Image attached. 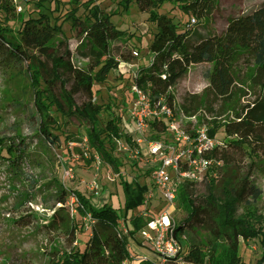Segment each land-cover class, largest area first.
<instances>
[{"label":"trees","instance_id":"16d2710c","mask_svg":"<svg viewBox=\"0 0 264 264\" xmlns=\"http://www.w3.org/2000/svg\"><path fill=\"white\" fill-rule=\"evenodd\" d=\"M218 0H121L123 10L135 4L139 11L148 15V22L156 31L149 45L153 56L147 66H141L134 82L151 92L154 101L165 100L172 105L175 101L173 90L184 80L191 67L208 64L212 67L209 83L201 96L188 94L182 110L186 117H196L202 122L200 111L204 108L213 113L212 106L220 104L223 114L231 108L232 116L224 122L217 118L208 122V132L215 137L223 130L224 146L215 149L207 158L217 163H230L234 158H250L254 166L264 163V6L251 14L232 19L222 35H212L195 40L190 33L200 21L210 17ZM165 3L177 4L182 12L197 19L198 24L189 22L182 30L173 18L160 14ZM22 10L17 13L14 0H0V12L6 15L0 23V67L9 73L29 77L33 90L36 132L50 149L59 146V138L53 133L58 130L56 114L64 120L74 118L90 126L86 135L90 150L100 157L115 174H121L122 163L117 157V142L126 141L133 145L131 138L123 134L122 116L116 115L112 107L96 105L94 87L105 84L122 64L132 63L137 52L115 48V43L126 38L116 28L113 15L103 11L98 0H70L72 10L66 15L72 28L80 35L77 49L78 61L74 60L62 27L57 25L62 11L60 0H19ZM33 4L36 8L30 11ZM84 11V16L79 15ZM16 23L13 36L8 23ZM61 37V39H58ZM137 53V56H134ZM241 60L254 66L251 82L259 90L252 102L238 108L239 101L235 66ZM84 102L78 105L76 98ZM207 98L208 100H203ZM107 112L109 119L104 130L96 125L95 118ZM153 131L161 132L163 125L153 124ZM0 146L7 155L11 169L17 171L28 157L24 141L20 145L7 146L4 140ZM146 175H149L147 172ZM52 193L44 201L53 204V214L46 226L50 234L63 233L66 250L56 258H49L48 264H128L131 261V245H142L139 233L145 223L133 217L143 206L149 192L147 186L137 180L121 182L124 204L121 209L105 205L96 209L88 198L73 192L78 204L75 212L81 218L90 215L95 222L89 240L83 248L78 243L80 228L71 220L70 194L61 182L49 184ZM196 185L184 184L179 192L178 204L186 212V218L177 224L175 237H188V249L183 257L187 264H244L241 256L242 245L262 236L264 232L254 212L239 215L242 196L235 191L221 200L210 194L204 201L195 198ZM32 196L25 195L18 204V210L30 202ZM28 217L36 219V212ZM26 221L21 217L17 223ZM124 221L125 231L120 229ZM30 223V222H29ZM28 225V224H27ZM203 232L207 238L201 239ZM264 247V246H263ZM258 264H264L263 257Z\"/></svg>","mask_w":264,"mask_h":264},{"label":"rangeland","instance_id":"374dc122","mask_svg":"<svg viewBox=\"0 0 264 264\" xmlns=\"http://www.w3.org/2000/svg\"><path fill=\"white\" fill-rule=\"evenodd\" d=\"M60 1L62 11L60 14H55L59 16L57 25L62 27L64 38L74 55V60L78 61L77 49L80 45V35L72 28L71 22L66 20V15L73 6L68 4L70 0ZM120 2L121 0H98L100 8L113 15L112 21L116 28L126 34L123 44L117 42L114 45L115 48L137 52L139 57L130 64H122L119 70L110 75L105 84H96L94 101L98 106L112 107L116 115L124 118L133 99L131 88L134 86V74L141 66L149 65L153 57L149 52V45L156 27L148 22V15L141 13L135 4L126 11L120 6ZM262 6H264V0H218L213 14L200 21L199 26L190 33V36L196 42L204 37L222 35L230 20L251 14ZM29 9L36 10L33 4ZM159 13L173 18L182 30L188 22L191 23L192 19L174 3H165ZM79 15L84 16V11L81 10ZM5 18L6 15L0 12V23L3 26L6 25ZM7 27L15 36L16 23L11 21ZM26 69L27 67L22 69V74H15L5 72L0 67V141L4 140L7 146L20 145L24 141L28 153L21 168L14 171L8 164L6 152L0 146V264H48L49 258H56L66 250L63 233L50 234L47 229L40 227L48 225L53 214L52 202L49 200L45 202L44 199L53 192L49 184L54 180L61 182L70 196L73 192H78L88 198L96 209L105 205L121 209L124 204L121 182L137 180L153 191L154 198L150 200V203L154 208L153 214L158 215L165 204L159 192L153 188L149 175L145 174L146 170L135 166L132 159L125 157L123 153L118 154L117 157L123 166L120 177H117V174L106 164H102L97 172L93 159L95 153L85 142L90 129L85 122L77 118L66 121L56 114L59 129L53 130V133L59 138V146L50 149L37 137L33 90L29 77L25 75ZM211 69L212 67L208 64L193 66L187 77L175 87L173 94L176 106L180 110L186 95L201 96L203 94L209 83ZM253 71V64L244 60L235 66L238 78L237 100H239L236 108L252 102L259 93L251 82ZM76 100L79 106L84 102L81 97H77ZM211 108L213 110L211 114L206 108L200 111L203 123L200 122L199 126L208 127V122L215 118L224 122L232 116L231 108H228L223 115L220 104H215ZM108 119L107 112L98 115L95 118L97 127L104 130ZM218 137L225 139L223 130L219 131ZM252 162L250 158L238 157L228 164L214 165L203 183L196 185L195 198L201 202L212 194L216 198L225 200L235 191L242 196L238 206L239 215H243L248 210L254 212L260 218V225L264 232V163L257 162L253 166ZM68 169L73 170V179L65 178V172ZM94 181L98 182L101 188L99 197H95L89 190L90 183ZM25 195L32 198L21 210H18V204L24 200ZM69 206L71 220L80 228L77 234L78 243L75 246L83 248L90 238L91 229L87 221L75 212V205H71L70 202ZM30 211L36 212V219L28 217L27 214ZM172 215L177 224L187 216L179 204ZM21 217H25L26 221L17 223ZM125 228V222L121 221L120 229L125 231ZM200 238L205 239L207 235L201 232ZM179 241L181 256L184 257L188 249V237L184 235ZM132 245L146 249L147 254L152 256L149 248L143 245ZM133 246H131L132 250ZM263 246L262 236L243 244L241 256L244 264H258L263 257ZM132 254L134 258H137V254ZM175 264L187 263L182 260Z\"/></svg>","mask_w":264,"mask_h":264},{"label":"built area","instance_id":"2783aa9c","mask_svg":"<svg viewBox=\"0 0 264 264\" xmlns=\"http://www.w3.org/2000/svg\"><path fill=\"white\" fill-rule=\"evenodd\" d=\"M28 1V0H24ZM14 0L17 13L22 8ZM192 18L190 26L197 25ZM137 56V53H134ZM137 73L134 74L135 78ZM133 99L123 118V134L129 136L133 145L126 141L117 142V154L123 153L149 173L153 188L159 192L165 206L159 214H153L150 200L154 198L149 190L143 206L133 213V217L145 223L139 233L144 247L149 248L155 260L143 256L137 264H171L183 260L180 241L175 237L177 223L173 219V211L179 202V192L184 184H201L214 165L223 164L207 158L215 149L223 147L218 134L211 137L206 126H199L196 117L188 118L183 110L165 100L154 101L148 89L139 87L135 82L131 88ZM163 125V130L153 131V124ZM87 143V138L85 140ZM96 170L102 167V160L94 155ZM145 173V174H146ZM120 177L119 174L116 175ZM65 178L73 179V170L65 172ZM89 190L95 197L100 196V185L92 182ZM77 205L75 195H71L69 205ZM85 220L91 229L95 222L90 215Z\"/></svg>","mask_w":264,"mask_h":264},{"label":"crops","instance_id":"0c3cea01","mask_svg":"<svg viewBox=\"0 0 264 264\" xmlns=\"http://www.w3.org/2000/svg\"><path fill=\"white\" fill-rule=\"evenodd\" d=\"M131 246H133V245H131ZM132 253L137 254L138 255L137 258H134ZM147 253H148V251L146 249L141 248V247H137V246H133V250L131 249V261L128 264H137V260L141 256H147V257L155 260V257L153 256V254L151 256L150 254L148 255Z\"/></svg>","mask_w":264,"mask_h":264}]
</instances>
